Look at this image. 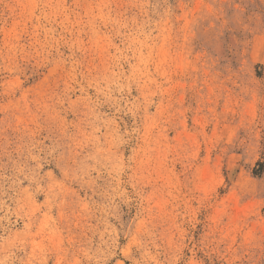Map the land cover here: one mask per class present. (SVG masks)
Masks as SVG:
<instances>
[{
    "label": "rangeland",
    "instance_id": "obj_1",
    "mask_svg": "<svg viewBox=\"0 0 264 264\" xmlns=\"http://www.w3.org/2000/svg\"><path fill=\"white\" fill-rule=\"evenodd\" d=\"M0 264H264V0H0Z\"/></svg>",
    "mask_w": 264,
    "mask_h": 264
}]
</instances>
